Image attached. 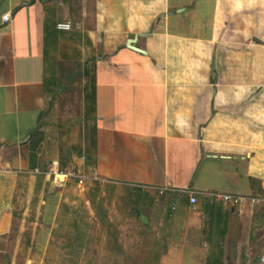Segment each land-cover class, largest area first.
I'll use <instances>...</instances> for the list:
<instances>
[{"label": "crops", "instance_id": "0c3cea01", "mask_svg": "<svg viewBox=\"0 0 264 264\" xmlns=\"http://www.w3.org/2000/svg\"><path fill=\"white\" fill-rule=\"evenodd\" d=\"M116 186L157 199L111 200ZM263 199L264 0H0V256L18 216L42 248L48 225L82 222L181 235L200 264H264Z\"/></svg>", "mask_w": 264, "mask_h": 264}, {"label": "rangeland", "instance_id": "374dc122", "mask_svg": "<svg viewBox=\"0 0 264 264\" xmlns=\"http://www.w3.org/2000/svg\"><path fill=\"white\" fill-rule=\"evenodd\" d=\"M66 74V77H69L68 73ZM61 98L65 99V96H61ZM70 120L75 121V118H70ZM118 187L110 190L109 199L115 201H128L129 199L134 205H138L141 201L157 199L155 195H151L152 190L147 189V187L145 190L137 187H128L129 189L125 186ZM14 218L15 220H13L7 235H21L22 241L18 242L17 247L15 245L13 247L7 246L10 255L7 257L0 256V264H136L135 256L153 239L159 240L157 264H200L204 249L202 247H189L183 255H179L182 249H179L180 246L175 242L181 240V235H111L110 231L114 230V227L120 223L119 220H116L115 225H107L108 228L103 225L105 227L103 230L108 231L110 235L105 233L93 235L94 226L91 224L56 222L52 226L48 225L50 235H46L48 238L46 244L44 243V248H42L45 240L36 242L35 239L39 226L36 224L22 225L18 216ZM19 229H23L22 232H19ZM126 229L131 233L137 231L136 225ZM32 230H34L32 248L27 249L23 243H26L25 237L31 235ZM29 238L30 236H28ZM202 238L212 247L213 241L210 238ZM14 247L15 249H13ZM188 251L191 252L187 254ZM249 258L251 257H245V261L249 262Z\"/></svg>", "mask_w": 264, "mask_h": 264}, {"label": "built area", "instance_id": "2783aa9c", "mask_svg": "<svg viewBox=\"0 0 264 264\" xmlns=\"http://www.w3.org/2000/svg\"><path fill=\"white\" fill-rule=\"evenodd\" d=\"M8 19H9L8 13H3L1 15V20L3 22L7 21ZM70 26L71 25L68 20L58 21L55 23V28L58 30H68ZM32 172L38 173L39 171L36 168H34ZM45 173L47 176L51 175L52 177H56L59 180H63L66 178H74L76 179V183L78 185H81L84 180V177L74 168L58 170L56 168L49 167ZM165 190H166L165 187L158 188L157 193L162 194ZM176 192H178L179 194H184L189 204L194 205V203L196 202V198L192 191L187 190V189H180V190H177ZM204 196L206 198V201L209 204H212L214 202H221V203H225L229 205H238L248 199V197L244 195H238V194L227 193V192H222V191H206L204 192ZM173 208H174V204L171 203L170 209H173ZM260 259L264 261V252L261 255Z\"/></svg>", "mask_w": 264, "mask_h": 264}, {"label": "trees", "instance_id": "16d2710c", "mask_svg": "<svg viewBox=\"0 0 264 264\" xmlns=\"http://www.w3.org/2000/svg\"><path fill=\"white\" fill-rule=\"evenodd\" d=\"M157 244H159V240L153 239L149 245L141 249L134 258L136 264H157L159 256Z\"/></svg>", "mask_w": 264, "mask_h": 264}, {"label": "water", "instance_id": "95a60500", "mask_svg": "<svg viewBox=\"0 0 264 264\" xmlns=\"http://www.w3.org/2000/svg\"><path fill=\"white\" fill-rule=\"evenodd\" d=\"M24 4H26V3H24V2L20 3V5H24ZM135 37H136V35L133 36L132 38L127 39L125 41V46L128 47V48H130V49H133V50H136V51H139V52H143L142 50L137 49L136 47H134V46L131 45V43L134 42ZM32 264H36V263H32Z\"/></svg>", "mask_w": 264, "mask_h": 264}]
</instances>
